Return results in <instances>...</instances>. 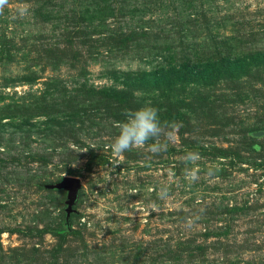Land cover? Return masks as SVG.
<instances>
[{
  "label": "rangeland",
  "instance_id": "1",
  "mask_svg": "<svg viewBox=\"0 0 264 264\" xmlns=\"http://www.w3.org/2000/svg\"><path fill=\"white\" fill-rule=\"evenodd\" d=\"M145 105L173 141L117 160L106 145ZM67 177L70 213L51 188ZM0 264H264V0H9Z\"/></svg>",
  "mask_w": 264,
  "mask_h": 264
},
{
  "label": "clouds",
  "instance_id": "2",
  "mask_svg": "<svg viewBox=\"0 0 264 264\" xmlns=\"http://www.w3.org/2000/svg\"><path fill=\"white\" fill-rule=\"evenodd\" d=\"M9 0H0V15L8 6ZM125 120L117 124L118 134L114 140L106 145L115 158L121 157L124 153L134 149H143L146 146L154 154H160L168 150L169 144L173 141L176 130V122H162L159 110L151 105H145L136 110H125L123 113ZM151 141V143H149ZM200 154L195 151H187L184 157L185 165L195 166L200 160ZM219 169H209L208 175L213 176ZM185 176L190 183H195L199 179L198 171L195 167H186ZM130 194H137L132 190ZM159 199H170L168 185H163L159 189ZM156 210V209H154ZM195 220L186 218V228H192Z\"/></svg>",
  "mask_w": 264,
  "mask_h": 264
},
{
  "label": "water",
  "instance_id": "3",
  "mask_svg": "<svg viewBox=\"0 0 264 264\" xmlns=\"http://www.w3.org/2000/svg\"><path fill=\"white\" fill-rule=\"evenodd\" d=\"M51 188L65 190L67 191L68 197V213L72 211V205L77 197L78 191L80 189V182L75 177H67L63 179L61 182L52 185Z\"/></svg>",
  "mask_w": 264,
  "mask_h": 264
}]
</instances>
